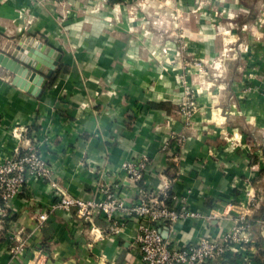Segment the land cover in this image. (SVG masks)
I'll use <instances>...</instances> for the list:
<instances>
[{
	"label": "crops",
	"instance_id": "obj_1",
	"mask_svg": "<svg viewBox=\"0 0 264 264\" xmlns=\"http://www.w3.org/2000/svg\"><path fill=\"white\" fill-rule=\"evenodd\" d=\"M42 1L0 0L2 51L15 54L19 41L41 40L62 52L39 97L0 75V162L33 144L52 168L50 179L31 175L13 200L24 248L12 253L8 228H0V264H143L136 219L110 236L102 215L87 220L77 206L54 207L57 189L50 184L69 196L98 198L99 185L112 181L133 199L122 165L143 153L151 159L150 187L175 178L179 198L191 190L192 209L216 214L179 223L183 243L231 228L242 211L253 219V243L232 253L241 255L240 264H264L258 247L264 242V0H148L157 14L161 4L172 15L180 8L189 18L201 16L200 31L192 29L194 20L188 31L208 38L203 55L218 50V77H204L200 110L188 125L178 113L180 81L172 73L162 77L152 52L159 47L146 35L157 30L140 21L147 12L138 9L140 20L132 23L129 3L71 0L62 18ZM179 133L186 136L182 145L174 138ZM37 208L49 212L43 224Z\"/></svg>",
	"mask_w": 264,
	"mask_h": 264
},
{
	"label": "built area",
	"instance_id": "obj_2",
	"mask_svg": "<svg viewBox=\"0 0 264 264\" xmlns=\"http://www.w3.org/2000/svg\"><path fill=\"white\" fill-rule=\"evenodd\" d=\"M190 100L183 104H190ZM178 113L182 114L185 124L192 123L190 105L181 106ZM176 142L182 145L186 139L184 133L174 135ZM20 151L6 161L0 162V195L4 206L0 208V228L5 224L11 235L12 253L24 248V239L13 226V220H5L14 215L13 200L24 192L30 176L41 180L50 179L52 168L42 157L36 145H30L26 152L19 156ZM151 165L150 156L146 153L126 160L122 165L124 179L129 182L135 194L129 198L119 189L123 186L110 182L99 185V197L84 198L67 195L55 181H50L52 188L57 189V201L54 207L67 212L77 206V215L82 219H92L94 215H102L110 236H117L124 229V221L136 219L138 225L137 242L141 251L143 264H204L207 259H216L238 246L253 243L252 224L249 216L242 212L237 216L235 224L227 230L207 233L195 240L183 243L179 238L178 225L187 218H205L213 220L216 214L206 215L202 211L191 208L189 194L183 198L174 192L175 178L159 181L157 188L150 187L147 175ZM39 223L48 220L47 209L37 208ZM168 234L166 237L164 233Z\"/></svg>",
	"mask_w": 264,
	"mask_h": 264
},
{
	"label": "rangeland",
	"instance_id": "obj_3",
	"mask_svg": "<svg viewBox=\"0 0 264 264\" xmlns=\"http://www.w3.org/2000/svg\"><path fill=\"white\" fill-rule=\"evenodd\" d=\"M45 1H47L46 4L53 6L58 11L61 10L62 18L66 16L65 8L72 5L71 0H44L41 5L45 4ZM123 2L126 5L130 4L132 23H137L140 20L137 14L138 9L141 8L147 12L140 21L144 25L157 30V33L148 32L146 35L152 37L155 44L159 47L152 52L154 56L160 58L159 66L162 77H166V73H172L173 77H178L183 88V95L178 110L181 106L187 107L190 105L193 122L194 115L200 110L197 95L203 91L204 77H218L219 70V66L215 62L219 58L218 50L212 51L211 56L209 54L203 55L202 44L208 38L200 32L192 34L188 31L193 20L195 21V27L192 29L197 31L199 29L198 26L203 25L204 19L201 16L194 17V19L189 18L180 8H176V15H172L171 10L165 12L161 4H159V7L162 8L160 14H157L158 11L151 12L150 5L152 3L148 0H140L136 3L125 0ZM34 4H40V2H34ZM3 26L7 31V25ZM210 58L212 60L211 63L208 62ZM188 100L192 103L183 104L184 101Z\"/></svg>",
	"mask_w": 264,
	"mask_h": 264
},
{
	"label": "water",
	"instance_id": "obj_4",
	"mask_svg": "<svg viewBox=\"0 0 264 264\" xmlns=\"http://www.w3.org/2000/svg\"><path fill=\"white\" fill-rule=\"evenodd\" d=\"M61 58L62 52L54 47L48 48V44L41 40L33 43L21 40L15 54L0 49V75L39 97L44 90L46 78L54 74Z\"/></svg>",
	"mask_w": 264,
	"mask_h": 264
},
{
	"label": "trees",
	"instance_id": "obj_5",
	"mask_svg": "<svg viewBox=\"0 0 264 264\" xmlns=\"http://www.w3.org/2000/svg\"><path fill=\"white\" fill-rule=\"evenodd\" d=\"M110 1L113 2V3H115V2H122L124 0H110ZM53 80L54 79L52 78V81ZM25 152H26V150L20 151V154L18 155V157L21 156V155H23ZM24 191H25V187H24ZM22 194L23 193H21L20 195H22ZM3 206H4V199L0 195V208H2ZM15 218H16V216L15 215L14 216L12 215V216L6 217L5 220H8V219L9 220H14ZM250 223L253 224V219H250ZM6 230H7V226L4 224L3 225V231H4L3 233H5ZM258 247H259V249H261V253H262L264 251V242L262 240H259ZM240 258H241V255L240 254L228 252V253H226L225 255H223V256H221L219 258H216V259H207L204 264H240L239 263Z\"/></svg>",
	"mask_w": 264,
	"mask_h": 264
}]
</instances>
